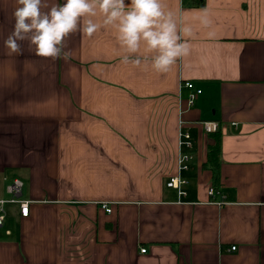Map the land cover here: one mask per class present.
Returning <instances> with one entry per match:
<instances>
[{
	"label": "crops",
	"instance_id": "0c3cea01",
	"mask_svg": "<svg viewBox=\"0 0 264 264\" xmlns=\"http://www.w3.org/2000/svg\"><path fill=\"white\" fill-rule=\"evenodd\" d=\"M166 3L195 36L190 55L159 74L121 63L110 29L70 35L68 61L27 41L8 55L18 5L0 0V176L10 197L22 181L30 202L26 218L6 207L0 264H264V0ZM203 8L214 40L194 19ZM186 81L202 90L191 107ZM202 121L220 125L224 205L208 196L214 138ZM181 154L192 155L182 172ZM179 175L181 198L167 187Z\"/></svg>",
	"mask_w": 264,
	"mask_h": 264
},
{
	"label": "clouds",
	"instance_id": "9594fccd",
	"mask_svg": "<svg viewBox=\"0 0 264 264\" xmlns=\"http://www.w3.org/2000/svg\"><path fill=\"white\" fill-rule=\"evenodd\" d=\"M16 2L13 30L4 41L8 55H21L22 42L27 41L40 57L68 61L70 35L79 31L92 36L101 29L114 32L121 63L136 68L166 74L191 53L194 28L182 12L170 10L166 0H64L50 8L45 0ZM194 19L209 40L216 39L207 8Z\"/></svg>",
	"mask_w": 264,
	"mask_h": 264
},
{
	"label": "built area",
	"instance_id": "2783aa9c",
	"mask_svg": "<svg viewBox=\"0 0 264 264\" xmlns=\"http://www.w3.org/2000/svg\"><path fill=\"white\" fill-rule=\"evenodd\" d=\"M183 87L188 89L190 92L188 97V106H193L196 97L202 93L201 89H196L194 84L191 81H186L183 83ZM202 127L206 133H215L219 131L220 125L216 121H202ZM182 126V125H181ZM182 128V127H181ZM180 146L192 148L193 147V139L191 134L188 131H184L181 129L180 134ZM192 159V155L190 154H181L179 159V170L185 171L188 169V162ZM186 180L182 176H175L170 178L167 182V187L176 189L178 191L179 197L186 196V192L183 189L184 185H186ZM23 183L19 179H16L8 186V192L11 194L9 199H0V227L4 225L6 216H7V205H19L20 206V213L22 217H28L30 208V202L27 200H22L20 198L21 191H22ZM220 194L214 187H210L208 189V196L211 198V202L216 203L217 205H224L228 202L226 201V196H222L220 200H216V195ZM102 209H104L107 213L112 212V208L110 204H102ZM231 250H236V247H232ZM142 253L146 252V249H141Z\"/></svg>",
	"mask_w": 264,
	"mask_h": 264
},
{
	"label": "trees",
	"instance_id": "16d2710c",
	"mask_svg": "<svg viewBox=\"0 0 264 264\" xmlns=\"http://www.w3.org/2000/svg\"><path fill=\"white\" fill-rule=\"evenodd\" d=\"M210 136L214 138V144L208 147V161L206 167L212 170L214 177V188L218 189V174L220 166V149H221V135L220 130L212 133ZM220 193V192H219Z\"/></svg>",
	"mask_w": 264,
	"mask_h": 264
},
{
	"label": "rangeland",
	"instance_id": "374dc122",
	"mask_svg": "<svg viewBox=\"0 0 264 264\" xmlns=\"http://www.w3.org/2000/svg\"><path fill=\"white\" fill-rule=\"evenodd\" d=\"M7 181H3L2 180V178H1V176H0V192H2L1 193V196L3 197V198H10V195L8 196L7 194H6V192H5V187H6V185H7ZM8 206V205H7ZM12 205H10V207H11ZM9 207V206H8ZM7 207V208H8Z\"/></svg>",
	"mask_w": 264,
	"mask_h": 264
}]
</instances>
